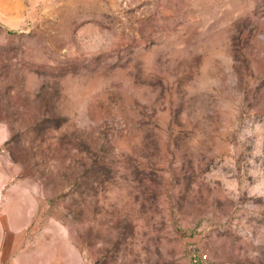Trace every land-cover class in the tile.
Returning <instances> with one entry per match:
<instances>
[{"label":"rangeland","instance_id":"obj_1","mask_svg":"<svg viewBox=\"0 0 264 264\" xmlns=\"http://www.w3.org/2000/svg\"><path fill=\"white\" fill-rule=\"evenodd\" d=\"M0 264H264V0H0Z\"/></svg>","mask_w":264,"mask_h":264}]
</instances>
